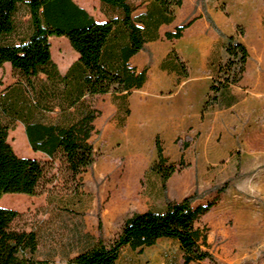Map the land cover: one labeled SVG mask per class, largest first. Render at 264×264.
Listing matches in <instances>:
<instances>
[{
	"label": "rangeland",
	"instance_id": "1",
	"mask_svg": "<svg viewBox=\"0 0 264 264\" xmlns=\"http://www.w3.org/2000/svg\"><path fill=\"white\" fill-rule=\"evenodd\" d=\"M74 1L88 7L95 18L105 16L97 0ZM131 1L137 15L151 0ZM192 13L211 17L222 42L237 30L244 32L242 39L250 53L243 85L234 89L239 102L227 106L225 99L202 112L194 129L182 134L176 146H166V154L177 160V183L181 184L184 169L191 170L195 188L188 194L196 193V202L215 206L200 221L201 227L208 228L215 261L195 264H264V0H193ZM50 42L58 69L76 60L77 53L65 36H52ZM19 81L9 63L0 67V118L9 125V142L15 152L45 163L49 181L33 196L4 194L0 206L18 210L19 225L37 233L36 258L68 264L101 238L108 244L133 213L163 209L169 197L160 177L150 170L135 177L137 168L143 172L147 161L157 155L154 129L135 115L126 124L130 114L127 101L119 102L111 93L95 97L101 110L91 140L96 161L75 181L60 157L34 152L23 124L6 113V104L16 96L10 90ZM202 83L206 94L210 81ZM184 193L186 190L176 198ZM161 252L170 253L168 264H179L180 249L168 239L142 251L125 247L118 264H145Z\"/></svg>",
	"mask_w": 264,
	"mask_h": 264
},
{
	"label": "trees",
	"instance_id": "2",
	"mask_svg": "<svg viewBox=\"0 0 264 264\" xmlns=\"http://www.w3.org/2000/svg\"><path fill=\"white\" fill-rule=\"evenodd\" d=\"M99 2L105 21L96 20L74 0H0V67L9 63L20 80L10 90V95L16 96L5 111L23 124L31 149L52 159L60 157L69 178L75 181L96 161L91 140L101 110L95 96L121 94V100L127 101L133 90L143 87L147 69L138 71L130 59L159 37L160 26L173 22L176 10L183 5V0H151L144 12L134 15L136 6L131 0ZM208 21L218 31L211 17ZM191 23L167 31L166 39L181 38ZM243 35L237 30L222 43L225 55L212 64L203 112L225 99L227 106L237 102L232 89L243 80L250 57ZM52 36H65L78 54L65 74L52 59ZM168 61L179 68L182 77L187 76V66L174 50ZM156 150L157 158L149 170L160 177L165 193L178 166L164 156L158 136ZM47 169L39 159L15 152L9 142V125L0 118V198L6 193L36 195L49 181ZM196 199V193L181 200L166 198L159 211L133 213L108 244L101 238L68 264H118L125 247L142 251L163 238L178 244L181 264L214 263L208 228L196 225L214 203L193 205ZM20 218L18 210L0 206V264H55L36 258L37 233L21 227Z\"/></svg>",
	"mask_w": 264,
	"mask_h": 264
},
{
	"label": "crops",
	"instance_id": "3",
	"mask_svg": "<svg viewBox=\"0 0 264 264\" xmlns=\"http://www.w3.org/2000/svg\"><path fill=\"white\" fill-rule=\"evenodd\" d=\"M188 1L187 4L186 0H183V5L180 7L183 12L180 14V8H178L173 22L160 26L159 37L147 42L144 48L130 59L131 65L138 71L147 69V80L142 88L133 90L127 97L130 114L126 124H130V120L134 115L141 117L154 129L155 137L158 136L161 141L164 156L167 159L169 158V162L173 163H177V160L166 154V146H176L179 137L189 131L191 127L194 129L200 122L203 104L207 95V93L204 94L202 81L204 79L211 80L215 66L212 64L219 62L225 55L221 34L210 24L208 21L209 16H200L198 13L193 14V0ZM98 2L99 0H97ZM84 8L88 11V7ZM95 19L105 21L107 18L106 16H99ZM182 20H184V23L179 24ZM191 20V25L184 30L181 38L166 39L165 33L167 31H174L176 27L182 26ZM173 50L187 66L188 74L186 77L181 76L178 67H173L169 61L167 62V58ZM72 63L64 69L59 67V71L65 74ZM245 75L241 83L232 89L233 94L237 96L235 104L239 102V95L234 89L243 85ZM121 97V94L116 96L118 101L121 100ZM156 158L157 155L147 161L143 172L140 168H137L135 177L145 176L149 171V166ZM187 170V168L184 169L185 174L180 185L174 177L177 172L168 179L167 195L170 199L181 200L195 188L192 183L193 173L191 170L186 172ZM184 190L187 193H184L185 195L183 194L180 198H176V195ZM199 204L203 203L199 201L193 203V205ZM202 217L197 221V226H201ZM168 240L174 242L172 239ZM155 247L156 245L147 247V249ZM168 257H170L169 252H161L156 254L154 258H149L145 264H168ZM178 263H182L181 254H179ZM195 263L205 262H193L191 264Z\"/></svg>",
	"mask_w": 264,
	"mask_h": 264
}]
</instances>
